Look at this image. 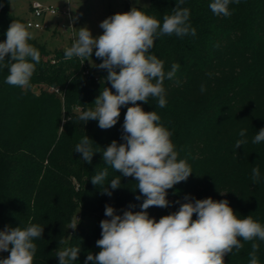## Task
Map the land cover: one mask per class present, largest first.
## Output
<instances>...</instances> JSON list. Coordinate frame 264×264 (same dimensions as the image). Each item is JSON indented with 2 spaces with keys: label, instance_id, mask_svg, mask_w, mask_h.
Here are the masks:
<instances>
[{
  "label": "trees",
  "instance_id": "obj_1",
  "mask_svg": "<svg viewBox=\"0 0 264 264\" xmlns=\"http://www.w3.org/2000/svg\"><path fill=\"white\" fill-rule=\"evenodd\" d=\"M211 2L184 0L182 7L190 10L189 23L196 35L160 37L151 50L164 62L166 72L173 63L180 68L174 79L164 81V108L152 98L149 104L141 102V106L161 117L172 132L178 158L187 160L192 175L167 190L169 207L153 206L147 212L158 221L178 211L180 204L187 202L185 196L211 197L227 199L237 216L251 215L264 225V142L252 143L255 134L264 128V0L233 2L229 17L214 15L209 8ZM176 3L178 0H150L146 6H131L126 0L122 10L111 11L109 16L137 7L162 23ZM0 4L2 42L13 21H26L14 13L13 0H0ZM30 43L41 53L30 88L6 84L8 68L0 66V231L25 227L31 219L44 227L41 239L34 240V264H59L54 252L61 247H80L73 264H84L87 254L100 251L96 246L101 238L100 222L111 219L104 215L105 206L114 207L122 216L124 211H141L145 199L134 178L114 171L101 154L113 140L124 142L122 125L131 105L121 108L119 121L108 130L100 129L97 121H79L77 109L94 108L100 91L111 88L105 81L107 70L95 67L102 61L93 52L91 58L96 64L89 68L90 58L83 64L75 57L65 60V50L51 49L37 38ZM54 58L59 59L58 64L51 62ZM202 84L206 86L204 92L200 91ZM34 86L38 91L33 90ZM70 116L74 122H65ZM242 129L248 142L236 149ZM85 135L97 152L91 164L75 152ZM257 166L261 180L253 183L252 169ZM104 168L108 169L105 186L116 177L121 180L111 197L91 182ZM77 216V228H68ZM90 216L96 218L91 232L83 224ZM60 240L66 243L61 245ZM241 242L244 247L225 257V264H249L253 242L260 244L257 257L259 264H264V242ZM8 255L0 252V258Z\"/></svg>",
  "mask_w": 264,
  "mask_h": 264
},
{
  "label": "clouds",
  "instance_id": "obj_2",
  "mask_svg": "<svg viewBox=\"0 0 264 264\" xmlns=\"http://www.w3.org/2000/svg\"><path fill=\"white\" fill-rule=\"evenodd\" d=\"M233 2L238 4L240 0H212L209 8L214 15L229 17L232 14L229 5ZM183 3L184 0H178L172 14L163 16L162 23L132 7L128 12L104 19L99 25L103 34L99 36H93L88 27H81L77 38L64 51L65 60L75 57L82 64L94 52L102 61L95 67L107 70L105 81L111 84V88L100 91L93 102L94 108L77 109L79 121L84 124L97 121L100 129L108 130L119 121L121 108L131 105L122 125L124 142L113 140L101 154L104 163L114 171L134 178L137 189L145 197L141 211H124L122 216L116 214L114 207L105 206L104 215L111 219L100 222L101 238L96 241L100 251L87 254L84 264H225V257L233 254L234 249L239 252L244 247L241 239L264 242V225L251 215L237 216L227 199L185 196L187 202L180 204L178 211L158 221L147 212L153 206L169 207L167 190L192 175L187 160L178 158L172 132L161 122V117L156 111H145L141 106V102L149 104L152 98L159 108H164L167 103L164 81L174 79L180 68L178 63H173L171 70H164V62L151 54L156 39L196 35V29L189 23L190 10L182 7ZM78 18L72 17L73 23ZM30 27L13 21L5 33L6 39L0 42V66L8 68L5 83L21 89L31 87V78L41 60L40 51L30 43L35 38ZM200 91H206V86L202 84ZM68 121L74 122L73 117H67L65 122ZM239 136L236 149L248 142L244 139L245 129ZM92 142L85 135L75 146V152L87 164L92 163L97 153ZM261 142H264V128L252 140L253 144ZM107 177L108 169L104 168L91 182L103 188L102 194L111 197L112 190L120 188L121 180L116 177L105 186ZM260 180L257 166L252 169V181L259 183ZM78 221V216L73 217L68 228L75 230ZM43 231L44 227L32 223L31 219L25 227H6L0 231V252H9L7 258H0V264H34L37 252L34 240L41 239ZM58 243L63 245L66 241ZM259 248V243H251L249 264H259ZM80 251V247H61L54 253L59 264H73Z\"/></svg>",
  "mask_w": 264,
  "mask_h": 264
},
{
  "label": "rangeland",
  "instance_id": "obj_3",
  "mask_svg": "<svg viewBox=\"0 0 264 264\" xmlns=\"http://www.w3.org/2000/svg\"><path fill=\"white\" fill-rule=\"evenodd\" d=\"M37 1L43 5L53 6L58 10L55 14H47L41 18L48 27L38 30L30 29L41 42H45L51 49L65 50L70 47L77 38L78 29L88 27L93 36L103 34L100 23L109 17L111 11H120L124 7L126 0H13V11L22 18L32 17L30 5ZM131 6L149 4L150 0H127ZM79 17L75 23L72 17ZM72 24V27H71ZM71 27V28H70ZM53 64H58L59 59L51 60ZM96 61L90 58L89 68L93 67ZM36 88V89H35ZM33 90L38 91L34 86ZM84 227L90 232L94 229L96 218L93 216L84 219Z\"/></svg>",
  "mask_w": 264,
  "mask_h": 264
},
{
  "label": "built area",
  "instance_id": "obj_4",
  "mask_svg": "<svg viewBox=\"0 0 264 264\" xmlns=\"http://www.w3.org/2000/svg\"><path fill=\"white\" fill-rule=\"evenodd\" d=\"M30 12H31L32 17H27L25 19L26 24L31 25L30 29L34 28V29L42 30L48 26L46 25V23H44L41 20V18L47 14H55L58 12V10L54 8L53 6L43 5L40 2L34 1L30 5ZM71 27H72V24H71ZM51 89L55 91H59L55 87H52Z\"/></svg>",
  "mask_w": 264,
  "mask_h": 264
},
{
  "label": "water",
  "instance_id": "obj_5",
  "mask_svg": "<svg viewBox=\"0 0 264 264\" xmlns=\"http://www.w3.org/2000/svg\"><path fill=\"white\" fill-rule=\"evenodd\" d=\"M13 7H14V5L12 4V5H11V8L13 9ZM35 89H36V88H35Z\"/></svg>",
  "mask_w": 264,
  "mask_h": 264
}]
</instances>
